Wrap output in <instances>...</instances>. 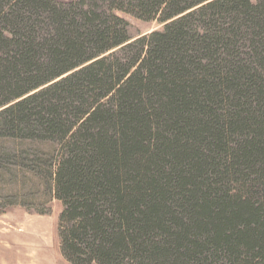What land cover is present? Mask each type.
I'll return each mask as SVG.
<instances>
[{"label":"trees","instance_id":"16d2710c","mask_svg":"<svg viewBox=\"0 0 264 264\" xmlns=\"http://www.w3.org/2000/svg\"><path fill=\"white\" fill-rule=\"evenodd\" d=\"M0 141L68 264H264V0H0Z\"/></svg>","mask_w":264,"mask_h":264},{"label":"rangeland","instance_id":"374dc122","mask_svg":"<svg viewBox=\"0 0 264 264\" xmlns=\"http://www.w3.org/2000/svg\"><path fill=\"white\" fill-rule=\"evenodd\" d=\"M119 15L128 21L130 37L159 27L156 21ZM38 145L33 152L40 157L54 147ZM5 167L7 175L0 178V264H68L57 239L59 203L35 175L33 163L12 157Z\"/></svg>","mask_w":264,"mask_h":264}]
</instances>
